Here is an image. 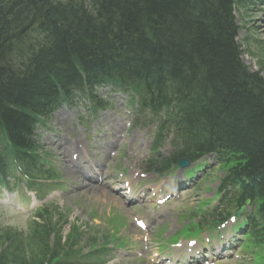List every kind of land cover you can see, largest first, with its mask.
Masks as SVG:
<instances>
[{
  "label": "trees",
  "instance_id": "16d2710c",
  "mask_svg": "<svg viewBox=\"0 0 264 264\" xmlns=\"http://www.w3.org/2000/svg\"><path fill=\"white\" fill-rule=\"evenodd\" d=\"M245 2L0 0V177L16 160L33 171L34 114L68 101L71 88L94 108L92 93L107 82L168 121L179 111L198 151L234 154L228 181L241 184V199L259 198L264 214V80L244 71L234 42ZM55 229L35 222L28 252L0 236V264H72L77 235L62 241Z\"/></svg>",
  "mask_w": 264,
  "mask_h": 264
},
{
  "label": "rangeland",
  "instance_id": "374dc122",
  "mask_svg": "<svg viewBox=\"0 0 264 264\" xmlns=\"http://www.w3.org/2000/svg\"><path fill=\"white\" fill-rule=\"evenodd\" d=\"M236 17L237 23L239 25V33L238 40L243 49V60L247 67L251 70L261 72L264 77V6L256 5V6H247V7H238L236 9ZM44 133L42 131H38V143L46 152L50 155V161L54 162L56 156L60 154V150L57 148V144H54L51 139L47 136L41 135ZM62 151V150H61ZM220 174H214V179L218 177ZM8 196L6 201H1L0 197V229H11V232H15L17 238L13 240V246L19 248L21 251L28 252V246L31 242V221L33 220V216L29 214L28 216H22L11 210L9 207V198ZM89 198V202L92 203V207L87 206L81 207L77 205L78 198L73 197V199L65 200L59 199L60 201L55 203H50V207L47 209L49 213L52 214V223L55 225L57 222L56 228L61 234V230L59 226H61L62 219L68 220V222L76 223L73 221L77 220L76 225L80 226L84 230L83 237L80 241V245L83 246L85 244V240L87 239L86 235L90 232V234H95L96 231L101 232V234H107L110 231L109 221H106L108 226L104 227L103 224L100 226H96L94 221L90 218V210L96 208L98 206L99 199L97 196L92 195ZM87 198V200H88ZM77 201V202H76ZM57 202V203H56ZM63 205L61 209L56 208L57 205ZM86 205V204H84ZM30 209H25L24 213L30 212ZM60 212V213H59ZM114 214H117L113 211ZM62 214V215H60ZM54 215V216H53ZM22 216V217H21ZM115 224L120 225L121 231L126 227V223H124V227L122 225L123 219L120 222H116ZM104 227V228H103ZM90 228V230L88 229ZM103 228V231H102ZM67 233L63 232V235ZM0 236H3L0 234ZM52 240V238H50ZM77 244H75L76 246ZM117 245V244H116ZM74 247V246H73ZM78 245L75 247L77 249ZM1 248V245H0ZM111 259L117 264H141L137 260H134V256H130V259L127 260L123 258L121 254L117 251H112ZM138 256V254H137ZM140 257H145L142 254ZM143 264V263H142Z\"/></svg>",
  "mask_w": 264,
  "mask_h": 264
},
{
  "label": "bare ground",
  "instance_id": "6f19581e",
  "mask_svg": "<svg viewBox=\"0 0 264 264\" xmlns=\"http://www.w3.org/2000/svg\"><path fill=\"white\" fill-rule=\"evenodd\" d=\"M247 6H253V7L256 6V1L255 0H247L246 4L244 5V7H247ZM236 26H238L237 27L238 28L237 31H238L239 30V25H236ZM4 59H5V57L2 59V62L0 61V63H3ZM238 60L241 63V67L244 69L245 72H247L248 69L246 68V65H245L244 61L241 60L239 57H238Z\"/></svg>",
  "mask_w": 264,
  "mask_h": 264
}]
</instances>
